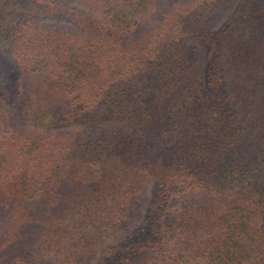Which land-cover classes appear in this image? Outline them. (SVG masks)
<instances>
[{
  "label": "trees",
  "instance_id": "1",
  "mask_svg": "<svg viewBox=\"0 0 264 264\" xmlns=\"http://www.w3.org/2000/svg\"><path fill=\"white\" fill-rule=\"evenodd\" d=\"M0 264H264V0H0Z\"/></svg>",
  "mask_w": 264,
  "mask_h": 264
},
{
  "label": "rangeland",
  "instance_id": "2",
  "mask_svg": "<svg viewBox=\"0 0 264 264\" xmlns=\"http://www.w3.org/2000/svg\"><path fill=\"white\" fill-rule=\"evenodd\" d=\"M133 225L134 223H132V226ZM91 236L93 237V240L96 245V249H97L96 256H99L107 249L108 246H111L112 244L121 240L124 237V232L118 231L116 233L105 234V235L91 233ZM18 240L19 239H16L15 241L18 242Z\"/></svg>",
  "mask_w": 264,
  "mask_h": 264
}]
</instances>
